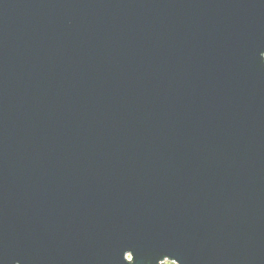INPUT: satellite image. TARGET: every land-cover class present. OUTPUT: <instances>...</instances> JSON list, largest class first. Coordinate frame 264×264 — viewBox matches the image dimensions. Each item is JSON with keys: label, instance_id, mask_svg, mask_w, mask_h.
Returning <instances> with one entry per match:
<instances>
[{"label": "water", "instance_id": "obj_1", "mask_svg": "<svg viewBox=\"0 0 264 264\" xmlns=\"http://www.w3.org/2000/svg\"><path fill=\"white\" fill-rule=\"evenodd\" d=\"M163 261L264 264V0H0V264Z\"/></svg>", "mask_w": 264, "mask_h": 264}, {"label": "rangeland", "instance_id": "obj_2", "mask_svg": "<svg viewBox=\"0 0 264 264\" xmlns=\"http://www.w3.org/2000/svg\"><path fill=\"white\" fill-rule=\"evenodd\" d=\"M128 260H129V257L127 258ZM162 264H174V263H172V262H169V261H165L164 263H162Z\"/></svg>", "mask_w": 264, "mask_h": 264}, {"label": "bare ground", "instance_id": "obj_3", "mask_svg": "<svg viewBox=\"0 0 264 264\" xmlns=\"http://www.w3.org/2000/svg\"><path fill=\"white\" fill-rule=\"evenodd\" d=\"M128 257H129V260H131V257H130V256H128ZM128 257H127V258H128ZM164 262H165V261H163L162 263H164ZM169 262H170V261H169ZM162 263H160V264H162ZM172 263H173V262H172ZM174 264H175V263H174Z\"/></svg>", "mask_w": 264, "mask_h": 264}]
</instances>
